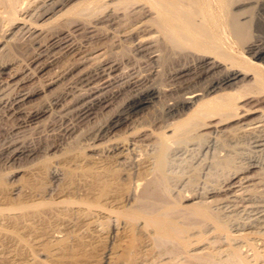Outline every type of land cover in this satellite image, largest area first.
I'll use <instances>...</instances> for the list:
<instances>
[{"label":"bare ground","instance_id":"obj_1","mask_svg":"<svg viewBox=\"0 0 264 264\" xmlns=\"http://www.w3.org/2000/svg\"><path fill=\"white\" fill-rule=\"evenodd\" d=\"M103 31L117 40L23 87L62 50L78 49L74 36L93 42ZM20 36L43 38L25 69L7 57ZM0 37L1 73L24 88L6 100L19 128L69 96L64 117L73 107L89 117L109 106L113 83L133 88L94 131L74 136L70 126L63 150L19 142L2 152L25 158L28 177L11 186L0 171V264H264V0H0ZM80 67L62 94L26 109ZM139 79L146 85L134 88ZM147 101L154 123H136ZM146 129L152 138L140 141ZM188 152L199 155L195 169L211 156L206 175L192 171L205 175L201 187L202 177L187 184V169L178 177ZM218 169L224 175L211 183Z\"/></svg>","mask_w":264,"mask_h":264},{"label":"rangeland","instance_id":"obj_2","mask_svg":"<svg viewBox=\"0 0 264 264\" xmlns=\"http://www.w3.org/2000/svg\"><path fill=\"white\" fill-rule=\"evenodd\" d=\"M121 30V29H120ZM6 31V33L7 32H9L8 30H5ZM47 32V30H45V33ZM105 33V34H104ZM5 34V33H4ZM7 35V34H6ZM82 34H79V36L77 35V36H74L73 37V39L75 40L74 41V43H76V46H78L79 48L78 49H75V50H71V51H73V52H69V50L66 48H64L65 50H60L61 51V53H60V55H61V58H60V61L58 62V63H56L55 65H52V67L51 66H49L48 68H46L45 69V71L43 70V71H41L40 72V74H38L37 76H36V78H34L33 80H31L30 82H27L26 84H23L24 86V88H26V90L28 89V88H30L31 86H34L35 84L36 85H39V84H43V83H47L48 81H50V79H51V77L52 78H54V76L55 75H57V73L61 70H63V68H65V66L66 67H70L69 65H71V63H72V65H76L77 63H78V61L81 59V56L82 57H84V56H86V55H88L89 53H91V51L93 52V51H95L97 48H95V46L96 47H98V49L99 48H101L102 46H105L106 44H110V42L112 43L113 42V40H117V36H114V33L113 32H109L108 34L105 32V31H103V35L102 36H104V37H101V38H99V39H96V40H99V41H96V40H93V42L92 41H87V40H85V39H83V37L81 36ZM112 35V36H111ZM21 37V36H20ZM42 36H39V38H40V40L37 38L36 40H38L40 43H41V41H43V40H41V39H43V38H41ZM48 37V36H47ZM80 37H82L81 39H80ZM5 37H0V39H2V41H3V39H4ZM22 39V40H21ZM21 39L19 38V42L21 41V45H22V47L17 51V52H12V53H10L9 55L11 56H9V55H7V57L8 58H10V60H11V62H13L14 64V66H16V67H19L20 66V68H21V66H22V68H26V65L31 61L30 59H31V57H32V55L34 54L33 52H35V45L36 46H39V44L40 43H32V42H29V41H27L28 39H26V38H22L21 37ZM26 40V41H25ZM85 41H87V42H85ZM130 41V40H129ZM0 42H1V40H0ZM83 44H82V43ZM128 42V41H127ZM27 43H29V44H27ZM32 43V44H31ZM129 43V42H128ZM31 44V45H30ZM105 44V45H104ZM28 45V46H27ZM82 45V46H81ZM24 46H25V48H24ZM93 46V47H92ZM32 48H34L33 50H32ZM91 48V49H90ZM89 49H90V51H89ZM100 50L101 49H99V50H96V51H98V52H100ZM66 51V52H65ZM95 51V52H96ZM102 51V50H101ZM69 52V53H68ZM82 52V53H81ZM15 53V54H14ZM17 53V54H16ZM75 53V54H74ZM64 54H65V56H64ZM78 54V55H77ZM21 55V56H20ZM27 55V56H26ZM25 56V57H24ZM31 56V57H30ZM80 56V57H79ZM15 59H14V58ZM18 57V58H17ZM23 57V58H22ZM27 57V58H26ZM64 57V58H63ZM26 58V59H25ZM2 57H1V59H0V157H2V152L5 150H8V148H9V146L10 145H21V144H17V143H22L23 144V142H24V144H30V145H39V146H44V145H46V144H48V143H51L52 141L53 142H57V143H59L61 146H59L60 148L62 147V146H64V147H62L61 149H58V151H60V150H63L65 147H67L68 145H69V142H70V140H72V138H73V136L72 137H70L69 136V133H68V131H67V129H69L70 128V126H72L71 128H73V129H75L76 130V132L73 134L74 136L76 135V134H78L79 132H82V131H89V129H94V127L92 128V126H95L96 127V124H97V122L100 120V118H101V120L102 119H104V116H105V114L108 112V110H109V112H110V109H112V108H114L115 106H118L120 103H121V101H123V99H124V97L126 96V95H128V92L129 93H131L132 91H133V88L131 89L130 87H125V83L123 84V82H115V83H113L112 85L113 86H110L109 88H108V90H107V93L105 94V95H108V96H106L105 97V99H107V97H108V103H110L109 104V106L108 107H105V108H103V107H101L102 105H100L99 107H97V109H96V113H94L93 115H91V116H83L81 113H79L78 112V109H76L75 110V108L73 107V111L71 110L70 112H72V113H68L67 114V116L69 117H64V113L65 112H67L66 110L68 109V105H69V101L71 100V96H69V97H67L66 99H63L62 100V102H61V104H58V105H56L55 107H54V112L56 113H52L51 115H50V112L49 113H47V114H49V115H47V114H45L44 116H42V117H40V119H36V120H34L31 124L29 123L28 125H26V126H23V127H20L19 128V124H18V121L17 120H15L14 121V117L13 116H11L10 115V113H9V111H8V107L6 106L7 104H6V100L8 99V98H11V97H13L15 94H16V92L18 91V89H21L22 88V86H19V88H17L16 86H15V82H13L14 80H12L11 81V79L9 78L10 77V74H9V72L8 71H6V72H2L1 73V69H2V67H1V63H2ZM19 61V62H18ZM21 61V62H20ZM26 61L28 62L27 64H26ZM77 61V63H75ZM17 63V64H16ZM74 63V64H73ZM26 64V65H25ZM65 64V65H64ZM25 65V66H24ZM56 66V67H55ZM59 67V68H58ZM82 67H84V66H82ZM82 67H80V68H78V70H75V71H73L72 72V74L71 75H73V73L74 72H76V73H74V76H69V77H71L70 79H66V80H64V81H59L58 83H55V84H52L51 86H48V90H47V88H45L46 90H44V91H41L40 93H38V94H36V95H34V97H32L27 103H26V109L28 108V109H31V108H36V106L38 107V106H41L42 104L43 105H45V104H48L49 102H51V100H52V98L54 97V95L56 96L57 95V93H59L60 94V92H61V94H62V92L64 91V89H66L65 87H66V85H68V84H70V83H72V81H73V79H75V77L78 75L77 73H78V71L79 70H81L82 69ZM148 68H145L144 69V72L143 73H145L146 72V70H147ZM59 70V71H58ZM148 71H149V69H148ZM147 71V72H148ZM52 73V74H51ZM53 75V76H52ZM39 76V77H38ZM47 77H48V79H47ZM140 77V76H139ZM3 78V79H2ZM41 80H39V79ZM55 78H56V76H55ZM137 79H138V77H137ZM46 80H47V82H46ZM139 81H140V79L138 80V82L136 83V87H134V88H139V87H143V85H146V81H144V80H142L141 79V81H140V83H139ZM9 82H12L14 85L13 86H11V84H9ZM34 84V85H33ZM118 84H120V86L121 87H118L119 85ZM143 84V85H142ZM9 85V86H8ZM54 85V86H53ZM8 86V87H7ZM59 86V87H58ZM3 87H4V89H3ZM13 87V88H12ZM54 87V88H53ZM115 87V88H114ZM125 87V89H124V91H123V88ZM24 88H22V89H24ZM126 88H128V89H126ZM11 89V90H10ZM55 90V91H54ZM7 91V92H6ZM46 91V92H45ZM109 91V92H108ZM6 92V93H5ZM12 92V93H11ZM43 92V93H42ZM124 92H126V93H124ZM49 93V94H48ZM47 94V95H46ZM5 95H6V97H5ZM110 96V97H109ZM4 97V98H3ZM36 97V98H35ZM2 98V99H1ZM43 100H46V101H43ZM69 100V101H68ZM38 101H41V102H38ZM67 101V102H66ZM32 104H31V103ZM45 103V104H44ZM65 103V104H64ZM68 103V104H67ZM28 104V105H27ZM32 106H34V107H32ZM39 104V105H38ZM41 104V105H40ZM65 105V106H64ZM29 106H30V108H29ZM57 106H59V107H57ZM63 106V107H62ZM67 106V107H66ZM154 103L152 102V101H147V102H145L144 104H142V106H140L139 107V109H138V115L137 116H135V122L136 123H140V121L141 122H143V123H147V124H150V123H154V122H152V121H154V119H155V117H156V114H157V111H156V107L154 106ZM153 107V108H152ZM67 108V109H66ZM100 108V109H99ZM110 108V109H109ZM5 109V110H4ZM57 109V110H56ZM64 109H65V112H64ZM58 111V112H57ZM68 111H69V109H68ZM156 111V112H155ZM77 112V113H76ZM108 112V113H109ZM61 113L63 114V115H61ZM76 113V114H75ZM103 113V114H102ZM82 116H81V115ZM96 114V115H95ZM57 115V116H56ZM61 115V116H60ZM70 115V116H69ZM77 115V116H76ZM13 117V118H11V117ZM154 116V117H153ZM49 117V118H48ZM60 117V118H59ZM152 117V118H151ZM54 118H55V120H54ZM149 118V119H148ZM56 119H57V121H56ZM71 119V120H70ZM152 121H151V120ZM48 120V121H47ZM42 121V122H41ZM47 122V123H45V122ZM51 121H52V123H51ZM95 121V122H94ZM145 121V122H144ZM63 122V123H62ZM72 122V123H71ZM88 122V123H87ZM134 122V123H135ZM148 122H150V123H148ZM18 125H17V124ZM34 123L35 124H37V125H34ZM43 124V125H42ZM55 124V125H54ZM59 124V125H58ZM61 124V125H60ZM65 124V125H64ZM91 124V125H90ZM14 125H16V126H14ZM33 125V126H32ZM45 125V126H44ZM51 125V126H50ZM54 125V126H53ZM74 125V126H73ZM16 127V128H14V127ZM84 126V127H83ZM11 127V128H10ZM13 127V128H12ZM32 127V128H31ZM60 129H59V128ZM18 128V129H17ZM53 128V129H52ZM56 128V129H55ZM89 128V129H88ZM48 129V130H47ZM57 129H59V130H57ZM72 129V130H73ZM79 129V130H78ZM84 129H86V130H84ZM25 130V131H24ZM51 130V131H50ZM90 130V131H91ZM92 131H94V130H92ZM231 131H233V132H231ZM19 132V133H18ZM53 132V133H52ZM17 133V134H16ZM59 133V134H58ZM140 133H143V134H141V135H139V136H137V138L138 139H140V141H146V142H149V140H148V138H152V136L151 135H149V133H150V129H146L145 131L143 130V132H140ZM139 133V134H140ZM230 133V134H229ZM233 133V134H232ZM45 134V135H44ZM226 135H224V136H222V143L223 142H226V141H228L227 139H229V137L231 136L232 138H234V129H230L228 132H226L225 133ZM233 136H232V135ZM25 137H23V136ZM68 135V136H67ZM230 135V136H229ZM13 136V137H12ZM45 136V137H44ZM226 136V137H225ZM229 136V137H228ZM23 137V138H22ZM231 137H230V139H231ZM21 139V141H20V139ZM47 138V139H46ZM68 138V139H67ZM227 138V139H226ZM12 139V140H11ZM17 139H19V141L17 140ZM225 139V140H224ZM230 139H229V141H230ZM13 140H15V141H17V142H12ZM40 140H42V141H40ZM45 141V142H44ZM68 141V142H67ZM202 141H204V139L202 140ZM12 142V143H11ZM26 142V143H25ZM14 143V144H13ZM41 143V144H40ZM62 143V144H61ZM10 144V145H9ZM64 144V145H63ZM184 144L185 143H183L181 146L183 147L184 146ZM4 145V146H3ZM58 147V148H59ZM175 147V146H174ZM173 147V148H174ZM57 149H53V150H51L50 152L51 153H53V151H56ZM196 153H197V150L195 151ZM194 152V153H195ZM193 152H191L190 154H189V152H188V156L186 155V157H188L187 159L188 160H186L185 159V157H184V155H182V157H184V158H178V162L176 163V168L178 169V172L180 171V173H179V178H182L183 180L185 179V177L186 178H188L187 179V184L191 187H196L195 185L197 184V182L199 181V186L201 187V185L203 186V184H204V181H205V172L207 171L206 170V168L208 167V165H209V163H210V160L211 159H209V158H211V156H210V154H209V156L208 157H206V158H204L205 160H206V162H205V160H204V163H206L205 165H204V168H199V169H195V168H193L192 166H195V164H197V162H198V160L200 159V158H198L199 157V155L198 154H194ZM193 155H195V156H193ZM190 156V157H189ZM191 156H193V158L194 157H197V158H195V161H194V159L192 160V157ZM233 157H234V153H233ZM182 159V160H181ZM184 159V160H183ZM196 159H197V161H196ZM3 160H4V162H3ZM191 160V161H190ZM23 161L25 162V158H22V160H21V158L20 159H12V160H6L5 158L3 159V158H0V171H2V172H5L6 171V180H7V182H8V184L9 185H11V186H13V184H20V183H22L23 182V180H25L27 177H28V173L25 171V170H22V169H24V167L22 168L21 166H23ZM189 163H188V162ZM7 162V163H6ZM182 162H183V164H182ZM192 162V163H191ZM209 162V163H208ZM5 163V164H4ZM179 163H181L180 165H179ZM187 163V164H186ZM203 163V162H202ZM22 164V165H21ZM187 166H186V165ZM191 164V165H190ZM21 168H20V167ZM178 166V167H177ZM181 166V167H180ZM189 166V167H188ZM234 166V163L232 164V167ZM19 167V168H18ZM188 167V168H187ZM190 167L193 169H190ZM206 167V168H205ZM231 166H229V167H226V170H225V172H224V174L229 170V168H230ZM6 168V169H5ZM13 170H12V169ZM228 168V169H227ZM10 169V170H9ZM17 169V170H16ZM18 169H20V171L18 170ZM183 171H182V170ZM186 169H187V171H186ZM205 169V170H204ZM208 169V168H207ZM225 169V168H224ZM12 170V172H10ZM195 170H197V171H195ZM198 170H200L199 172H202V174H205V175H203L202 176V174L200 173L199 175H201V176H198V175H196V173L194 174L192 171H194V172H197V174H198ZM202 170V171H201ZM219 170H220V172H219ZM13 171H16V172H13ZM22 171H24L25 172V174H24V172H22ZM186 171V172H185ZM192 173H191V172ZM204 171V172H203ZM178 172H177V174H178ZM184 172L186 173V175L188 174V173H191V174H188L187 176L184 174ZM188 172V173H187ZM213 172H214V175H213ZM213 172L210 174V177L208 176L207 178H209V180H212L214 177V179H216V177L217 176H215V175H218V179L217 180H212L211 181V183L213 182V183H217L218 182V180L220 179V176H222V175H224L223 174V171L221 170V169H218V170H216V171H214L213 170ZM7 173H8V175H7ZM9 173H12V174H9ZM181 173H183L184 175H185V177H184V175L182 174V175H180ZM218 173V174H217ZM193 174H194V176H193ZM220 174H222V175H220ZM190 175H192V176H190ZM27 176V177H26ZM181 176V177H180ZM191 178L190 180H189V177ZM197 179V178H199V177H202L201 179H195V178ZM213 177V178H212ZM180 179H177L175 182H178ZM186 180V179H185ZM191 183H190V182ZM192 182H193V184H192ZM200 182H201V184H200ZM195 183V184H194ZM194 185V186H193ZM199 187V188H200ZM201 189V188H200ZM246 218H243V220H245ZM241 220H242V218H241ZM243 249H246V250H248V245H246V244H243ZM248 252H251V250L249 249V251Z\"/></svg>","mask_w":264,"mask_h":264}]
</instances>
